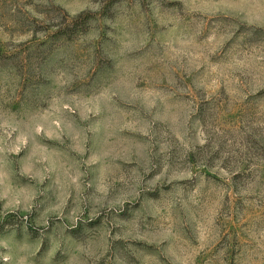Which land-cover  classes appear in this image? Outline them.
<instances>
[{"label": "clouds", "instance_id": "1", "mask_svg": "<svg viewBox=\"0 0 264 264\" xmlns=\"http://www.w3.org/2000/svg\"><path fill=\"white\" fill-rule=\"evenodd\" d=\"M0 264H264V0H0Z\"/></svg>", "mask_w": 264, "mask_h": 264}]
</instances>
